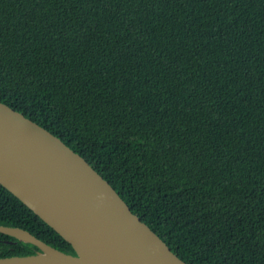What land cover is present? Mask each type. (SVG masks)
Listing matches in <instances>:
<instances>
[{"label":"trees","instance_id":"trees-1","mask_svg":"<svg viewBox=\"0 0 264 264\" xmlns=\"http://www.w3.org/2000/svg\"><path fill=\"white\" fill-rule=\"evenodd\" d=\"M0 102L187 264H264V0H0ZM0 225L74 254L2 185Z\"/></svg>","mask_w":264,"mask_h":264},{"label":"water","instance_id":"water-1","mask_svg":"<svg viewBox=\"0 0 264 264\" xmlns=\"http://www.w3.org/2000/svg\"><path fill=\"white\" fill-rule=\"evenodd\" d=\"M0 185L74 250L60 251L23 228L0 225V233L39 249L2 256L0 264H187L81 155L3 102Z\"/></svg>","mask_w":264,"mask_h":264}]
</instances>
